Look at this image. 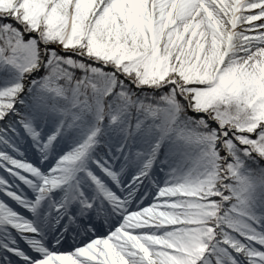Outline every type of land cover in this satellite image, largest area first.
I'll use <instances>...</instances> for the list:
<instances>
[{"label":"snow or ice","instance_id":"6c2138e0","mask_svg":"<svg viewBox=\"0 0 264 264\" xmlns=\"http://www.w3.org/2000/svg\"><path fill=\"white\" fill-rule=\"evenodd\" d=\"M0 264H264V0H0Z\"/></svg>","mask_w":264,"mask_h":264}]
</instances>
